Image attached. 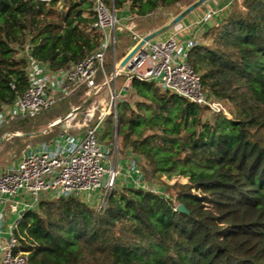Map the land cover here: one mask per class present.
<instances>
[{"label": "trees", "instance_id": "16d2710c", "mask_svg": "<svg viewBox=\"0 0 264 264\" xmlns=\"http://www.w3.org/2000/svg\"><path fill=\"white\" fill-rule=\"evenodd\" d=\"M195 1L107 0L118 14L128 10L143 33ZM244 5L246 12L235 2L218 24L207 23L189 55L205 90L225 103L231 118L153 81L132 80L135 105L118 102L120 155L133 153L148 183L176 176L171 192L119 182L102 209L78 195L43 196L18 221L15 253H27L33 264H264V0ZM93 8L94 0H68L65 7L0 0V108L29 87L31 59L55 71L98 48L102 35L85 27L96 20L84 15ZM124 37L132 42L129 31L119 33ZM112 68L106 62V72ZM83 91L3 123L0 137L21 132L8 144L19 156L52 141L62 127H40L64 117ZM114 133L104 136L110 145Z\"/></svg>", "mask_w": 264, "mask_h": 264}, {"label": "built area", "instance_id": "2783aa9c", "mask_svg": "<svg viewBox=\"0 0 264 264\" xmlns=\"http://www.w3.org/2000/svg\"><path fill=\"white\" fill-rule=\"evenodd\" d=\"M35 1L62 3L64 0ZM243 1L221 0L218 6L207 8L166 39H153L141 44L127 63L121 66L124 57L118 60L116 55L119 33L123 30L131 33L133 44L124 56L146 34L136 29V22L128 10L118 14L113 3L94 0L96 20L91 27L102 35L98 48L69 68L55 71L46 63L31 59L29 87L15 102L0 108V126L17 117L36 115L54 105L61 95H70L80 88H84V101L48 125L47 128H52L62 124V133L57 138L30 147L15 166L0 170V203L4 206L0 209V235L7 213L16 215V219L6 228L9 239L0 264H33L27 253H15L18 241L14 232L23 213L35 208L43 196L89 195L91 198L87 197L88 201H94L92 203L102 209L109 194L122 179L131 181L139 188L163 193L161 186L144 180L133 153L129 152L123 157L117 150L115 155V144L105 143L106 117L113 112L117 118L118 102L129 92L132 80L136 79L153 81L162 89L199 104L213 114L231 118L225 103L205 90L200 74L189 61V55L201 43L200 30L207 23L218 24L235 2L242 12H246ZM111 46L113 70L107 73L106 53ZM120 77L124 81L118 87ZM111 83H114V87ZM18 134L6 132L3 138ZM99 189L104 190L103 194L98 197L91 195Z\"/></svg>", "mask_w": 264, "mask_h": 264}, {"label": "rangeland", "instance_id": "374dc122", "mask_svg": "<svg viewBox=\"0 0 264 264\" xmlns=\"http://www.w3.org/2000/svg\"><path fill=\"white\" fill-rule=\"evenodd\" d=\"M67 2H68V0H64L62 3H61V5L63 6V7H65L66 6V4H67ZM243 3H244V1H243ZM60 4V3H59ZM237 6H238V9L241 11V9H240V7H239V4L237 3ZM187 7V6H186ZM185 6H178V8H176L173 12H172V14L170 15V19L171 20H173V18L176 16V15H178L180 12H182L185 8H186ZM246 8V7H245ZM84 15L85 16H88V17H93V16H95V11H94V8H93V10L92 11H88V12H85L84 13ZM82 26H85V25H82ZM87 29H88V31H90V32H93V33H99L98 31H96V30H94V28L93 27H91V25H86L85 26ZM201 31V33H200V37H201V40H202V36H203V31L202 30H200ZM141 33H143L142 31H141ZM100 34V33H99ZM164 35H166V33H163L161 36H159L160 38H162V36H164ZM118 40L119 41H117V45H116V55H117V58L119 59L125 52H126V50L128 49V47H130V45H132L133 43L130 41V39L129 38H126V37H124V38H122V39H120V38H118ZM124 57V56H123ZM106 62L109 64V63H111V65H113V46H111L109 49H108V51H107V54H106ZM112 70H113V68H112ZM123 81H124V79L122 78V77H120V78H118V82H117V85H118V87H120L121 85H122V83H123ZM111 85H112V87H114V83H111ZM124 98L125 99H127V100H129L132 104L134 103V105H135V101L136 100H138V97L136 96V95H134L133 94V92H132V89H130V91L127 93V94H125L124 95ZM79 102L78 103H76V104H74V105H72V108L74 107V106H77V105H80V104H82L83 103V101H84V99H83V94H81L80 95V97H79ZM72 108H71V110H72ZM70 110V111H71ZM69 111V112H70ZM55 117V116H54ZM53 120H55L54 118H52L50 121H49V124L53 121ZM115 121H116V119H115V115L114 114H110V115H108L107 117H106V121H105V124H104V133L106 134V139L107 140H110V139H112V135H113V133H114V131H115ZM94 122H92L91 124H93ZM49 124H47V125H42L41 127H40V130L41 131H45V129H52V128H47L48 127V125ZM61 127H62V124H59ZM4 135V134H3ZM114 136H115V133H114ZM105 137H104V139H105ZM2 138H3V136H2ZM1 137H0V167H2V168H4L5 166H9L10 165V163L12 162V161H15V160H17L18 159V157H19V155H16V152H15V147H13V146H9L8 144H10L11 142V140H12V138H3L2 139ZM115 138V137H114ZM105 139V143L106 144H108V141ZM114 144H115V155H116V152H117V148H119V146H118V143H119V139H118V141H117V143H115V140H113L112 141ZM120 144V143H119ZM117 146V147H116ZM113 148V149H114ZM131 153V152H130ZM125 155H127V154H123L122 156L124 157ZM177 177L176 176H173V177H169L168 175H163V177L160 179V180H157V181H154L155 182V184L156 185H159V186H161V188L163 189V193H165V194H169L170 192H171V189H170V187H169V185H171V184H173L174 183V181H175V179H176ZM180 179L181 180H183V181H185L186 180V178L185 177H182V176H180ZM122 180H124V179H122ZM131 183V181H129V180H125L123 183ZM132 184V183H131ZM168 186V187H167ZM103 189H99V190H97V191H95V192H92L91 193V195H93V196H97L98 197V195L99 194H103ZM173 191V190H172ZM84 200H86L89 204H93V206H95V207H97L98 208V206H97V204H94L95 202L94 201H91V202H89L88 201V198L90 199L91 198V196H89V195H80ZM88 197V198H87ZM98 201H99V198H97V201H96V203H98ZM92 202H94V203H92Z\"/></svg>", "mask_w": 264, "mask_h": 264}, {"label": "crops", "instance_id": "0c3cea01", "mask_svg": "<svg viewBox=\"0 0 264 264\" xmlns=\"http://www.w3.org/2000/svg\"><path fill=\"white\" fill-rule=\"evenodd\" d=\"M221 0H207L204 4H202L200 7H198L197 9H195L193 12H191L190 14H188L181 22L173 25L171 28L167 29L165 32L166 35L162 36V38H160L159 36H161L162 34H160L159 36H157L156 38H154L155 40H162V39H166L167 37H169L172 33H174L176 30H178L181 25L188 23L190 21H192L193 19L197 18L199 15H201L207 8L211 7V6H218V4H220ZM127 12V10H126ZM171 21L170 16H166L165 18V23L161 26H159L158 28H161L162 26L167 25L169 22ZM92 26V25H91ZM205 27V26H204ZM203 27V28H204ZM158 28H154L152 29L150 32L158 29ZM202 28V29H203ZM201 29V30H202ZM150 32L144 33V34H148ZM18 135H21V132H18ZM34 145H31V147H33ZM36 146V145H35ZM30 147H28L26 150H24L20 156L18 157V159L16 161H13L12 163H10V165L5 166L4 168L0 167V170L5 169V168H9L10 166H15L18 161L20 160L22 154H24L26 151L29 150ZM125 180H122V182H124ZM4 206L0 203V209L3 208ZM16 219V215L15 214H9L7 213V215L5 216L4 220H3V231L1 232L0 235V261L2 260V258L4 257L5 254V249L4 247L6 246L8 239H9V235L7 233V226Z\"/></svg>", "mask_w": 264, "mask_h": 264}, {"label": "water", "instance_id": "95a60500", "mask_svg": "<svg viewBox=\"0 0 264 264\" xmlns=\"http://www.w3.org/2000/svg\"><path fill=\"white\" fill-rule=\"evenodd\" d=\"M207 0H196L194 3L186 7L182 12H180L178 15H176L173 20H171L167 25L162 26L161 28H158L144 36V38L140 41L139 44H137L124 58L121 60L120 64L121 66H124L129 58L136 52V50L140 47L141 44H144L147 41L153 40L163 32H165L167 29L171 28L173 25L181 22L188 14L193 12L195 9L200 7L202 4H204ZM116 125V124H115ZM115 142L117 143V133H115ZM178 210L180 211H186V208L183 204H179Z\"/></svg>", "mask_w": 264, "mask_h": 264}]
</instances>
